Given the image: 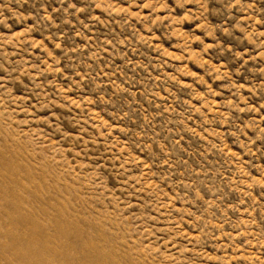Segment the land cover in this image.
Segmentation results:
<instances>
[{
    "label": "clouds",
    "instance_id": "9594fccd",
    "mask_svg": "<svg viewBox=\"0 0 264 264\" xmlns=\"http://www.w3.org/2000/svg\"><path fill=\"white\" fill-rule=\"evenodd\" d=\"M165 42L184 56L172 75ZM194 42L204 79L185 88ZM218 77L228 94L209 113ZM201 88L196 113L180 97ZM193 113L201 131L224 128L195 151L178 142ZM38 200L55 214L24 222ZM0 264H264V0H0Z\"/></svg>",
    "mask_w": 264,
    "mask_h": 264
},
{
    "label": "rangeland",
    "instance_id": "374dc122",
    "mask_svg": "<svg viewBox=\"0 0 264 264\" xmlns=\"http://www.w3.org/2000/svg\"><path fill=\"white\" fill-rule=\"evenodd\" d=\"M179 32H181L182 34H187L188 32H194L197 36H200V30L198 28H195L191 25H186L184 28L178 29ZM202 38V37H201ZM152 39L154 41H156L158 39V36H153ZM207 43L211 44V39L206 41ZM157 47L163 48V54L165 55V57L171 61V63H169V70H168V74L172 75L171 73V69L173 67H175V65L180 64L181 62L184 61V56H182V54L180 53L179 49L181 47V44L176 43V42H172V43H168L165 42L163 44H157ZM189 51L191 52V58L196 60V65L193 66L190 63H184L183 64V68H181V71L185 73V78L180 80V84L185 87V88H192L194 87V85H192L191 83V79L190 77L193 76H200L201 79L203 80L204 77L202 76V63L201 61L198 59V53H199V48L196 45V43H193V46L191 49H189ZM207 62V58H205V61ZM213 64H218V65H227L230 66V61L228 60L227 57L221 59L220 57L213 55L212 57V61ZM119 63V62H117ZM218 70H221L218 68ZM175 78V77H174ZM26 83H28V81H25ZM243 83V81H241ZM208 83L209 86L213 89L216 90L215 93V99L212 98H208L206 100H204V106L207 108L209 113H216V112H223V109L220 107L222 102H223V98L228 94L227 90H221V88L223 87V82L221 78H217L215 81H212L210 78H208ZM171 91V90H169ZM16 93L17 95L20 96H24L26 95L25 90L22 88H17L16 89ZM83 94V93H80ZM175 94V93H174ZM246 94V93H245ZM69 95L75 100L76 97V93H69ZM205 96V92L203 91V89L201 88L200 90L196 91L195 94L192 96L191 99H188L187 95H184L182 97H180L181 99H183L185 101V103L187 104H191L192 107L195 109L196 113H200L201 112V104H200V98ZM161 99L165 100V108H168V103L170 101V97L164 95L163 93L160 94ZM29 102L30 103H34L35 101L32 100L31 98H29ZM79 101H77L78 103ZM94 112H98L99 114V119L102 120H107V117L100 112V110L96 107H93L92 109ZM61 112H63V109L60 110ZM47 113L46 112H42L40 114L41 119H46L47 118ZM66 120H70L71 117L66 116L65 117ZM207 119V117H206ZM158 123V122H157ZM182 123H184V127L187 130L189 135L183 136V139H178V142L180 144L187 146H191L192 150L195 151L197 148L202 146L203 141H207V142H211L209 140V136L208 134L210 133L211 135H216V133H220L221 136L223 135V131L224 128L223 126L217 127L215 129H205V131H201L200 128L196 127L195 125L199 123L198 120H196V116L195 113H193L192 116L188 117L187 121H182ZM65 127L71 129V125L70 124H65ZM42 130L46 133H48V136L45 137L46 140L50 141V143L52 145H61V147H63V141L57 137L56 135L51 134L50 130L43 127L42 126ZM183 135V134H182ZM189 136H192V139H189ZM196 137H199V140L196 139ZM225 147H227L229 149L230 152H235L237 154H239V149L238 147L234 146V141L229 140L228 143L225 144ZM210 151V150H209ZM139 155V154H138ZM189 156L192 155V152L188 153ZM140 159H144V157L142 155H140ZM186 162L189 165H193V161L192 160H188L187 157H185ZM223 173H224V177L227 178L229 175V171L227 170V168L222 169ZM216 181L219 183L220 182V178L216 177L215 178ZM154 183V182H153ZM119 184L120 181H114L112 184H110V187H115V188H119ZM37 185H41L42 186V182L39 180H36L33 185H32V189L35 193H40L41 188L38 187ZM161 187V192L163 194V197H167L170 198V200H174L175 196L172 195V192L170 190L169 187H165V186H160ZM26 198H30L28 197V193L25 192L23 194ZM240 196V192L239 191H233L232 193L228 194L225 198H224V203L229 207H233L236 200L239 198ZM205 199H207L209 201V203H213L214 200L212 198L211 195L205 197ZM180 201H177L176 203V207L179 209L180 208ZM31 207V205H30ZM243 209V202L241 201V210ZM186 211H193L192 209H186ZM41 213H47L50 217L53 216L55 213L54 211H52V205L51 204H46V201H37L36 202V206L33 210V215L30 216H21L20 218L22 220H24V222L27 223H36L37 222V217L41 214ZM133 216L137 215V213H135L133 211L132 213ZM153 218L154 220H156L157 217H159V222L156 223V228L157 229H163L165 224L168 223L167 220V216L168 213L163 209H159L158 211L154 210L153 213ZM129 219L132 218V216L128 217ZM186 220V223L184 225V229L185 232L189 235L190 238L194 237L196 235L195 231H194V226H193V222L191 219H189L188 217L184 218ZM197 219H199V217H197Z\"/></svg>",
    "mask_w": 264,
    "mask_h": 264
}]
</instances>
